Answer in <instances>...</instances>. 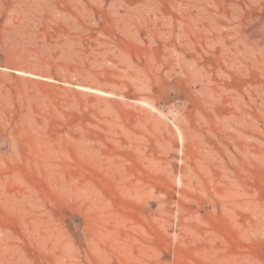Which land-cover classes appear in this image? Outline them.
Listing matches in <instances>:
<instances>
[{
    "label": "rangeland",
    "instance_id": "rangeland-1",
    "mask_svg": "<svg viewBox=\"0 0 264 264\" xmlns=\"http://www.w3.org/2000/svg\"><path fill=\"white\" fill-rule=\"evenodd\" d=\"M0 264H264V0H0Z\"/></svg>",
    "mask_w": 264,
    "mask_h": 264
}]
</instances>
